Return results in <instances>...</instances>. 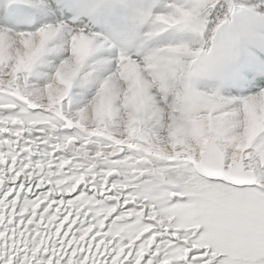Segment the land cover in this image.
Segmentation results:
<instances>
[{
  "label": "snow or ice",
  "instance_id": "snow-or-ice-1",
  "mask_svg": "<svg viewBox=\"0 0 264 264\" xmlns=\"http://www.w3.org/2000/svg\"><path fill=\"white\" fill-rule=\"evenodd\" d=\"M0 264H264V0H0Z\"/></svg>",
  "mask_w": 264,
  "mask_h": 264
}]
</instances>
